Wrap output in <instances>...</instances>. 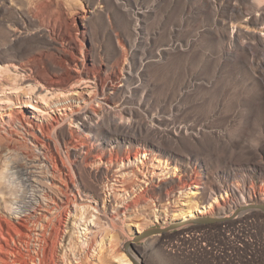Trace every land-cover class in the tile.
Listing matches in <instances>:
<instances>
[{
  "label": "rangeland",
  "instance_id": "rangeland-1",
  "mask_svg": "<svg viewBox=\"0 0 264 264\" xmlns=\"http://www.w3.org/2000/svg\"><path fill=\"white\" fill-rule=\"evenodd\" d=\"M254 17L245 0H0V173L8 159L30 173L29 211L71 200L39 221L49 224L39 250L7 224L17 214L0 198V258L264 264V212H238L264 206V83L250 66L257 33L244 28ZM40 73L72 81L47 87ZM16 176L0 191L20 186ZM203 217L217 220L133 241Z\"/></svg>",
  "mask_w": 264,
  "mask_h": 264
},
{
  "label": "bare ground",
  "instance_id": "bare-ground-1",
  "mask_svg": "<svg viewBox=\"0 0 264 264\" xmlns=\"http://www.w3.org/2000/svg\"><path fill=\"white\" fill-rule=\"evenodd\" d=\"M245 1L248 3L250 10L254 14H256V17H254L250 22L246 21L245 26H244V28L247 32L252 30L253 33H257L256 54H255V57L251 56L253 58V62L250 66L253 67V70L256 73V75H258L264 83V58L258 57L259 53H262V56H264V0H245ZM81 19H84V17H81ZM45 61H46V66L49 68L56 66L55 63L49 59H47ZM39 75L43 78L42 83H44V85L47 87H50V86L51 87H53V86L65 87L69 84V82L72 81V78H70V77H68L66 79H60V78L55 79V78L50 77V76L47 77L48 74H46V73L45 74L40 73ZM79 99L81 100V98H78V100ZM46 103L47 102L45 101V104ZM28 104L29 103L26 102V103H24V106L30 107V105H28ZM57 110H59V109H57ZM81 110H83V114L79 113V112L78 113L83 115V118H85V120H87V118L90 120L89 115L97 116V112L94 110L91 111L90 113L88 112V110L86 108H82ZM42 112H45V111L42 110ZM10 116L13 117V113H10ZM39 134L44 139V135L41 132V130H39ZM36 136L35 135L33 136L35 139V143L38 144L39 142H41L42 143L41 146H43L44 143L42 141L38 140L36 138ZM72 150H74L73 152H75V154H79L78 153L80 150L79 147L72 146ZM56 151H57V155L59 158L58 161L61 163V165L58 166L57 157H55V156H54L53 165H51L50 162L49 163H50L52 169L53 170H59L61 172L59 175H61V174H63V170H65V168L67 170V167L65 166V163H64L62 157H60L58 150H56ZM79 157H81V156H79ZM42 158L44 160L46 159L44 155ZM11 169H12V166L10 165V162L8 159L6 161L4 170L0 173V183H1V180L5 176H7V175H11V176L13 175L14 176V174H16L17 175L16 177L19 179V183L21 185L18 187L10 188L7 193L0 191V198H3L6 194L8 199H9V202H6L5 208L8 211H10V213L17 214V216L9 215L10 218L7 219V220H9L7 222V224L9 223L10 225L9 224L8 225L11 226V228L14 229L15 232L23 239V243H26V240L32 236L35 239V241L37 242V246L40 250L43 247L42 242H44V232L43 231L48 229L49 224L45 223L43 225V224H40L39 221L41 222V220H43V219L45 220L48 216H51L54 212H60L61 210H65V212L68 211L67 207L69 206L71 200L68 198V196L66 194L61 193L60 195L62 197H65L66 202H63V198L59 199V201L61 202L60 205L57 204L55 201L51 202V200H46L45 202H42V203L37 202L36 203L37 205L34 206L32 209H30V211L27 210L26 205L23 203V200L28 193V190H27L28 185L26 183L28 181L33 182V180H31V179L29 180L30 177L28 178L27 175H29L30 173H28L27 170H25L24 168L19 167L17 169V171H14V172L11 171ZM168 178H170V177H168ZM62 180L63 179L60 176V181H62ZM173 182L174 181L169 180V183L172 185H173ZM76 192L79 194L77 188H76ZM190 194L191 195L189 198L192 199V197L197 195L198 193L194 192V191H190ZM240 198H241L242 202L245 201V197L241 194H240ZM119 208H123V207L120 205ZM210 208H212V205L210 203L205 205V207H195L193 211H189L190 213H189L188 217L192 216V212H198V213L203 214L204 213L203 209H210ZM34 212H36V213H34ZM31 218L35 219V221L33 222L34 227H35L34 229L29 228V224H27ZM82 230L84 231V229L79 228L80 234H82V232H83ZM0 231H1V234L3 235L2 231H4V228H3L1 223H0ZM7 233L9 235V237H11V238L13 237L12 233L9 229L7 230ZM99 245H101V244H99ZM125 251L126 252L128 251V247L125 248ZM116 259L122 264H131V262L126 260L123 257V255L118 256ZM0 261H1V264H14V263H16V261H14V260L9 261V260L3 259V258H0ZM17 263H20V262H17ZM32 264H43V263H42L41 258H37V260L33 261Z\"/></svg>",
  "mask_w": 264,
  "mask_h": 264
},
{
  "label": "water",
  "instance_id": "water-1",
  "mask_svg": "<svg viewBox=\"0 0 264 264\" xmlns=\"http://www.w3.org/2000/svg\"><path fill=\"white\" fill-rule=\"evenodd\" d=\"M245 210H260V211H263L264 212V206L263 205H248L246 207H242L239 209L238 212L240 211H245ZM217 219H214V218H198V219H193V220H189L187 222H181L180 224H171L170 226L168 227H165V228H152V229H148V230H145L143 231L141 234H138L136 235V237L134 238V242H137V241H141V240H144L150 236H156V235H160V234H163V233H166V232H169L171 230H174L178 227H185L187 225H196V224H201V223H210V222H214L216 221ZM128 245L125 246V248H127ZM133 262L135 264H139L137 263L135 260H133Z\"/></svg>",
  "mask_w": 264,
  "mask_h": 264
}]
</instances>
